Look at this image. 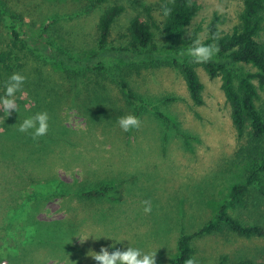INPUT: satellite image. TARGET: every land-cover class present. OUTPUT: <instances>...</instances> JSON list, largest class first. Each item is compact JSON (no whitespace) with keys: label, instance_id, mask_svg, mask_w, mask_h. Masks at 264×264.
Returning a JSON list of instances; mask_svg holds the SVG:
<instances>
[{"label":"rangeland","instance_id":"374dc122","mask_svg":"<svg viewBox=\"0 0 264 264\" xmlns=\"http://www.w3.org/2000/svg\"><path fill=\"white\" fill-rule=\"evenodd\" d=\"M94 1L2 0L7 12L20 18L23 32L52 41L76 59L96 50L98 16L113 2L124 5L125 11L111 26L108 46L126 45L129 18L136 13L145 18V6L158 27L153 28L151 58H105L108 69L99 75L68 72L30 47L15 52L23 56L19 69L26 84L40 85L41 104L53 109L48 111L49 124L64 129L66 143L60 147L43 141L41 151L55 149L51 161L43 153L30 159L32 168L30 162L27 169L21 167L7 158L13 141L5 124L27 117L24 111L34 103L32 94H16L24 111L8 117L0 113V264H94L89 249L123 251L129 245L155 254V264H171L178 237L213 219L231 188L264 158V138L254 140L248 129L238 136L219 76L210 77L197 66L202 103L191 100L179 68L170 63L188 57L184 53L190 46L182 48L181 42L163 36L154 10L157 0ZM241 1L197 0L200 7L186 36L195 31L204 43L214 16L218 30L228 31L237 22ZM5 23L0 21L1 50L11 46ZM113 72L142 100L138 106L125 96ZM48 89L58 93L54 103L42 101ZM128 116L139 120V128L123 133L116 121ZM18 149L25 157L26 146ZM99 183L113 185L112 198L78 195L82 186ZM144 200L151 202L149 214L142 211ZM243 200L228 205L227 213L243 223L264 226V172ZM84 234L93 237L81 241L79 235ZM191 246L198 264H234L241 259L264 264V237H242L225 227L194 238Z\"/></svg>","mask_w":264,"mask_h":264},{"label":"trees","instance_id":"16d2710c","mask_svg":"<svg viewBox=\"0 0 264 264\" xmlns=\"http://www.w3.org/2000/svg\"><path fill=\"white\" fill-rule=\"evenodd\" d=\"M105 1L96 0L94 5ZM164 3H167L168 7L172 9L171 15L167 18H163L160 11L161 5ZM3 4L4 2L0 0V21L8 22L5 25L11 35V46L7 50L0 49V88H2L0 95H3L4 81L12 73L19 72L24 74L19 69V67L23 66L21 63L23 56L15 52H22L27 47H30L36 54H41L61 63L67 67L68 72L77 70L78 73H81L87 70L97 75L108 69L104 62L105 58L129 61L136 58H151L154 54L152 46L153 28H157L158 24L150 13L151 9L148 6L144 7L147 14L145 18L141 17L139 13L129 18L125 33L127 38L126 45L114 47L107 45L108 36L113 22L125 11V7L119 2L107 5L98 16L96 24L98 33L96 50L86 57L76 59L56 47L52 41L44 40L40 35L36 36L33 33L23 32L18 28L20 18L13 12H7ZM199 7L197 0H157L154 10L160 17L159 28L163 36L167 39L181 42L183 44L182 48L191 46L192 42L197 39L196 32L194 31L189 36H186V32ZM218 22L217 16L211 19L207 26L208 35L203 43L214 44L219 48L218 53L211 61L198 64L193 62L190 57H184L180 62L173 58L170 63L179 68L189 96L195 104L202 103L201 90L203 88L196 67L202 66L210 77L219 76L221 80L220 88L229 107L230 120L237 130L238 136H242L248 129V135L254 140H259L264 138V98L261 96V92L264 93V0H242L237 22L228 31H219ZM16 61H19L17 66L14 63ZM113 74L128 100L138 106L142 100H138L132 95L126 82L117 73L113 72ZM85 82L89 90H91L89 81L86 80ZM26 83L25 81L22 91L26 90L31 93V99L34 103L31 108H26V111L18 106V111L21 112L23 110L28 113L27 116L39 111H46L47 113L49 111L51 113L53 111L52 108L41 104L40 85L28 86ZM44 92L42 101L54 103L58 97L57 91L48 89ZM159 116L161 117V114ZM19 123V121L16 124L6 123L5 131L9 132V137L13 141L11 154L9 153L10 155L8 154L7 158H11L16 164L19 163L21 167L26 165L27 169L31 164L30 159L33 156L40 157L43 153L48 154L47 159L51 161L52 155L50 152L55 154V149H44L41 151L39 146L43 141L53 145L59 144L60 147L62 145L61 142L66 143L64 129L62 130L58 124L54 128L49 124L47 134L33 140L28 133L17 131ZM49 123H51L50 118ZM20 145H25L27 148L25 157L16 152ZM1 149H3V144ZM31 168L28 170L30 171ZM262 172H264V158L256 167L248 170L243 182L235 184L231 188L228 199L217 210L213 219L194 232L183 233L178 237L177 254L171 264L186 263V260L193 254L191 244L194 238L221 231L224 227L242 237H264V226L243 223L239 219L230 216L226 210L228 205L242 204L244 202L243 196L248 191V188L251 185L260 184ZM82 187L78 193L82 198H112L110 192L113 190V185L111 183L93 184L89 188ZM75 212L78 213V211ZM220 264L223 263L220 262ZM234 264L256 263L249 259H241Z\"/></svg>","mask_w":264,"mask_h":264},{"label":"clouds","instance_id":"9594fccd","mask_svg":"<svg viewBox=\"0 0 264 264\" xmlns=\"http://www.w3.org/2000/svg\"><path fill=\"white\" fill-rule=\"evenodd\" d=\"M160 11L163 18L169 17L172 13V9L168 7L167 3L161 5ZM218 51V46L214 44H203L199 39H197L192 42V45L186 49V53L184 54L190 57L193 62L203 64L211 61ZM25 81L26 76L19 72L12 73L8 79L4 81L3 95H0V113L6 114V117H8L12 112H18L16 94L22 91ZM139 123V120L132 116L118 119L116 121L117 127L123 133L137 130L139 128ZM48 129L49 114L46 111H39L25 117L19 123L17 131L20 133H28L33 140H36L38 137L46 135ZM142 205V211L145 214L152 212L150 201L144 200L142 201ZM89 236L92 235H79L81 241L86 240ZM113 241L118 243L124 240L113 239ZM87 254L91 256L94 264H155V254L152 252L142 251L140 248L130 245L123 251L116 249L109 252L107 249H101L99 252H96L89 249ZM186 264H198V262L194 257H190L186 260Z\"/></svg>","mask_w":264,"mask_h":264}]
</instances>
